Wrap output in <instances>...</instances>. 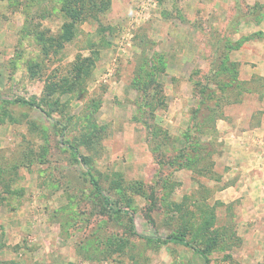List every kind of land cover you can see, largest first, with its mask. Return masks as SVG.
Returning <instances> with one entry per match:
<instances>
[{"label":"rangeland","instance_id":"1","mask_svg":"<svg viewBox=\"0 0 264 264\" xmlns=\"http://www.w3.org/2000/svg\"><path fill=\"white\" fill-rule=\"evenodd\" d=\"M95 1L0 0V264H264V0Z\"/></svg>","mask_w":264,"mask_h":264},{"label":"trees","instance_id":"2","mask_svg":"<svg viewBox=\"0 0 264 264\" xmlns=\"http://www.w3.org/2000/svg\"><path fill=\"white\" fill-rule=\"evenodd\" d=\"M103 2H104V0H100V3H101L100 6L103 4ZM62 3H63L62 4V10L65 11L66 15H68L69 16L68 18L71 20L79 19L81 17V15H83V12L86 11V9L90 10L91 8H94L95 6H97V2L95 0H62ZM71 6H74L75 10H73L71 8ZM64 28H65L67 33H70V31L67 30L68 25L64 24ZM51 92H52V90H51ZM0 103L9 104V105H12V104L13 105H20L23 107L39 110L47 119L51 120L55 125L60 126L59 137L62 138L64 136L65 127L61 126L59 124V122L52 119L50 114L48 112H46L43 108H41L35 102L25 100V99H21V98H15V99L0 98ZM69 150L71 151L73 156L78 157L82 161L83 164L86 163V159L84 157H81L75 148L69 146ZM86 175L88 177L89 183L93 187L94 192L99 196V198L103 204L104 210L106 212H109L112 214H117V215L122 214V215L126 216L127 220H128L129 230L132 232V234L138 235V232L135 228L134 219H133V215L131 214V211H129L127 209L116 208L114 206L112 200L108 196L103 194V190H102L101 186L99 185L98 181L89 172H86ZM139 237L144 238L143 236H139ZM153 239H155L157 242H161V243H171V244H175V245H181L183 247H186V248L193 250L194 252H196L197 254L202 256L203 258L206 257L204 250H199V249L193 248V246L180 235H174V236L166 237V238H161V237L160 238H153Z\"/></svg>","mask_w":264,"mask_h":264},{"label":"crops","instance_id":"3","mask_svg":"<svg viewBox=\"0 0 264 264\" xmlns=\"http://www.w3.org/2000/svg\"><path fill=\"white\" fill-rule=\"evenodd\" d=\"M258 31H261L263 33L261 38L264 39V26H258ZM258 45H260V44L258 43ZM247 46H249V45H247ZM249 47H247V48H249ZM246 62H248L247 63L248 65H250V63L251 64H253V63L255 64L253 66V68H251L252 73H256L260 77H264V66L260 65L261 62H259L258 65L254 61L248 60ZM248 65L246 66V68L250 70V66H248ZM250 120H251L250 118L247 119L245 116L244 117L241 116L236 121V122L243 123V124L245 123L247 128H248V129L242 131V133H241L242 134V139L249 141V143L251 145H254V147L257 146V143H260V144L263 143L264 144V115H262L260 120H256V122L255 121H250ZM249 121L251 123H254V125H252V127H249V123H250ZM225 125L227 126V128L232 127V125L228 124V122L225 123ZM240 125H242V124H240ZM234 128H236V127H234Z\"/></svg>","mask_w":264,"mask_h":264}]
</instances>
